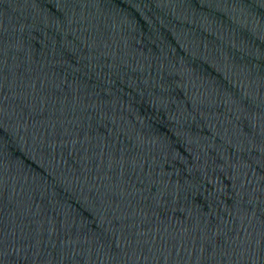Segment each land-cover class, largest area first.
Here are the masks:
<instances>
[{
	"label": "water",
	"instance_id": "1",
	"mask_svg": "<svg viewBox=\"0 0 264 264\" xmlns=\"http://www.w3.org/2000/svg\"><path fill=\"white\" fill-rule=\"evenodd\" d=\"M0 264H264V0H0Z\"/></svg>",
	"mask_w": 264,
	"mask_h": 264
}]
</instances>
